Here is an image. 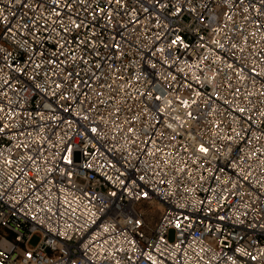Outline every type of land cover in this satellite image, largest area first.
<instances>
[{
    "label": "built area",
    "instance_id": "2783aa9c",
    "mask_svg": "<svg viewBox=\"0 0 264 264\" xmlns=\"http://www.w3.org/2000/svg\"><path fill=\"white\" fill-rule=\"evenodd\" d=\"M0 264H264V0H0Z\"/></svg>",
    "mask_w": 264,
    "mask_h": 264
},
{
    "label": "rangeland",
    "instance_id": "374dc122",
    "mask_svg": "<svg viewBox=\"0 0 264 264\" xmlns=\"http://www.w3.org/2000/svg\"><path fill=\"white\" fill-rule=\"evenodd\" d=\"M160 210H161V206L159 204H154L152 207L149 208L148 213L150 214L151 217V221L154 223L156 221V219L158 218L159 214H160ZM173 231H169L168 237L170 240L173 239ZM40 238V234L36 233L30 240L29 245L30 246H34L37 241Z\"/></svg>",
    "mask_w": 264,
    "mask_h": 264
}]
</instances>
